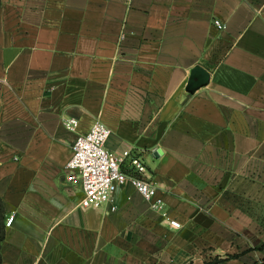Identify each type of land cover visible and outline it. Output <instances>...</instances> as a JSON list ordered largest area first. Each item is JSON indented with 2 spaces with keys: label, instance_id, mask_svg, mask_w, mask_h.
Masks as SVG:
<instances>
[{
  "label": "crops",
  "instance_id": "obj_1",
  "mask_svg": "<svg viewBox=\"0 0 264 264\" xmlns=\"http://www.w3.org/2000/svg\"><path fill=\"white\" fill-rule=\"evenodd\" d=\"M95 121L181 227L130 182L83 203ZM0 230V264L261 262L264 0H0Z\"/></svg>",
  "mask_w": 264,
  "mask_h": 264
},
{
  "label": "built area",
  "instance_id": "obj_2",
  "mask_svg": "<svg viewBox=\"0 0 264 264\" xmlns=\"http://www.w3.org/2000/svg\"><path fill=\"white\" fill-rule=\"evenodd\" d=\"M214 22L218 28L226 27L220 19L216 18ZM63 123L68 129L76 131L79 119L65 116ZM111 134L109 126L95 121L87 132L76 136L73 154L66 162L65 170L70 180L81 182L84 189L83 203L91 207L110 203L119 186L130 182L173 227H181L179 220L169 216L163 199L157 197L156 184L142 175L147 170L142 157L132 154L130 149L116 153L107 148L106 142ZM111 209H116V205L112 204ZM14 217V214L10 215L5 225L10 226Z\"/></svg>",
  "mask_w": 264,
  "mask_h": 264
},
{
  "label": "trees",
  "instance_id": "obj_3",
  "mask_svg": "<svg viewBox=\"0 0 264 264\" xmlns=\"http://www.w3.org/2000/svg\"><path fill=\"white\" fill-rule=\"evenodd\" d=\"M1 239H2V231L0 230V242H1ZM0 262H1V252H0ZM245 264H248V263H245ZM250 264H264V258L261 262H254Z\"/></svg>",
  "mask_w": 264,
  "mask_h": 264
}]
</instances>
